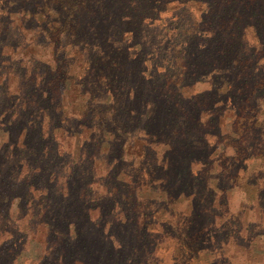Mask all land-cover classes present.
Instances as JSON below:
<instances>
[{
  "label": "rangeland",
  "instance_id": "1",
  "mask_svg": "<svg viewBox=\"0 0 264 264\" xmlns=\"http://www.w3.org/2000/svg\"><path fill=\"white\" fill-rule=\"evenodd\" d=\"M133 1L139 5L141 0L125 3ZM77 2V17L83 24L78 28L73 21L68 27L76 30L71 38L76 44L59 50L71 49L67 64L73 80L62 97L44 105L43 114L33 113L32 130L38 132L42 125L41 154L56 153L58 159L47 166L17 158L13 140L3 145L6 135L0 133V264H264V188L256 199L255 189L244 185L247 181L264 186L259 160H250L256 151L254 136L248 141L250 161L231 166L226 161L237 139L233 122L241 81L238 68L233 62L224 64V59L221 71L208 68L220 49L219 35L210 40L206 31L199 39L190 34L208 11L207 2L159 0L151 9L133 12L121 10L118 2L111 10L114 0H86L85 9L83 1ZM214 7H219L217 2ZM11 40L23 44L16 55L52 58L51 47L32 46L29 32ZM246 44L257 45L251 29ZM120 46H126L127 57L141 53L145 74L153 75L157 87L159 74L169 69L173 57L185 51L188 62L197 65L200 54L208 53L196 67L206 71L193 74L192 70L184 87L175 88L173 99L184 109H155L151 104L158 102L155 99L142 106L138 95L129 90L106 92L89 85L86 60L96 65L101 50L110 58L121 55L116 62L127 69L122 54L114 52ZM251 49H246L249 55ZM139 63L132 65L138 69ZM258 64H264V53ZM191 94H202L205 104H196ZM257 98V94L250 97L254 102ZM61 111L71 118L68 125L60 118ZM198 120L204 123L201 127ZM181 122L189 135L193 130L197 141L199 132H204L207 149H192L190 144L186 155L181 153L189 137L177 135L171 140L175 135L170 136ZM1 123L8 128L7 119ZM148 127L163 136L153 138ZM77 141L85 143L87 152L75 164L70 159ZM167 141L173 142L172 150L164 149ZM190 151L206 152L202 164L206 166L201 179L185 170L183 186L176 178ZM8 166L12 170L5 173ZM198 167L193 163L192 170ZM227 167L229 172L224 173ZM234 171L239 173L237 178L232 176Z\"/></svg>",
  "mask_w": 264,
  "mask_h": 264
},
{
  "label": "trees",
  "instance_id": "2",
  "mask_svg": "<svg viewBox=\"0 0 264 264\" xmlns=\"http://www.w3.org/2000/svg\"><path fill=\"white\" fill-rule=\"evenodd\" d=\"M77 1L79 0H0V133L4 132L6 135V139L2 141V144L13 140L15 151L18 150L19 152L17 158H27L33 160L34 163H37V161L45 162L47 166H51L55 163V159H58L56 153L44 152L41 154L42 125H40L38 132L32 130V124L35 120L34 116L36 115L33 113L37 112V115L38 113L43 114L44 105L51 104L55 99L58 100L62 97L65 87L71 84L73 80L70 65L67 64V59L70 57L68 54H71V49L68 51L64 49L62 53L59 50L66 46L73 47L76 44L71 40V38L76 37V30L74 33L68 27L71 26L73 21L77 22L75 26L78 28L79 23L83 24L77 17L80 10V7L77 9L79 5ZM80 1H83L81 8L85 9L86 0ZM125 1L127 0H114L111 10L115 8L117 2L121 10L127 9L129 12L135 11L136 8L138 10L140 7L151 9L159 2V0H141L139 5H137L138 1H133L132 4L128 5ZM198 1H206L208 11L202 15L200 26L190 31L191 37L201 38L203 35L201 31H206L210 40L211 37L215 39L216 35L220 37V49L216 50V57L211 59L207 67L211 69L218 68L221 71L223 59L224 64L233 62L237 65L239 80H241L236 87L237 101L235 104L236 109L234 108L236 120L233 122L235 126L237 125L234 128L237 139L233 145V155L226 160L227 164L242 162L244 164L247 161L257 159L262 171L261 175L264 177V117L261 115L264 104V64H258V59L264 53V0H216L215 2L219 6L217 8L214 7L215 2L210 3V0ZM74 9H77V11L75 12ZM114 18L116 17L112 19ZM129 21H132V18ZM248 29L252 30L253 38L257 41L256 46L249 47L246 44ZM25 32H29L30 36L33 37L32 46L45 50L51 47L52 58L50 61H44L41 57L32 54L24 55V52L21 55L15 54L18 46L22 48L23 44L21 45L18 40L13 43L11 39L19 34L25 37ZM115 32L117 35L122 33L117 28ZM204 46H206L205 43ZM247 48H252L251 55L247 52ZM125 49L126 46H120L114 52L122 54L123 59L128 62L126 70L116 62V60H121V55L117 57L113 55L110 58L109 54L104 56L102 50L100 53L102 56H98L100 61L96 65L94 63L91 65V62L86 60L89 64L88 71H86L89 85L102 88L106 92L129 90L138 95L140 98L138 103L142 106L148 105L150 100L155 99L158 102L151 103L152 105L155 103V109H158V107L164 109L180 107L184 109L177 98L173 99L175 88L178 86L184 87L185 84L183 83L186 82L188 77L192 76V70L194 71L193 74H197L201 70L196 67H198L201 60L202 63L206 61L208 53L200 54L199 59L196 61L197 65L188 62L185 51H183V54L173 57L169 69L159 74L161 82L160 85L157 84L159 86L157 87L153 85V75L145 74L146 67L144 66V58L141 53L136 52L132 56L129 57L128 55L127 57L124 54ZM78 53L81 55L82 51H78ZM13 55L15 57H12ZM107 57L109 62L104 59ZM136 62L141 63L138 69L132 65ZM204 71H206V68L201 70L200 73ZM134 73L135 77L132 75ZM151 86H153L152 91H147L146 88ZM138 89L139 92L137 93ZM152 92L153 97H150ZM254 94L258 96L255 102L254 99H250ZM189 97L196 104L201 102L205 104L202 94H191ZM60 118L66 125L69 124L71 119L65 117L63 111H61ZM6 119L8 120V128L1 123V121ZM194 120L195 118L192 117L191 121ZM195 123L197 124V120H195ZM198 123L200 127L204 124L200 123L199 120ZM181 125L179 130H175L176 132L174 131L170 135H175L173 138L170 137L171 140H176L177 135L180 137H185L186 135L191 140L185 139L184 144L187 148L182 149L181 153L186 155L190 144L192 149H207L204 132L201 135L199 132L200 141H197L196 138L192 137L193 130L190 129L189 135L184 122H181ZM101 130L105 132V127ZM152 130L149 127L146 129L150 133L149 135H153V138H156L158 134H155ZM255 130L257 131L255 132ZM252 135L254 136L252 140L255 142L256 151L253 158L249 160L247 154L250 149V142L248 141L252 138ZM158 136L161 138L163 134L159 133ZM75 137L78 138L76 135ZM169 141L163 143L165 145L164 149L172 150L174 145L172 144L173 142ZM86 152L85 143L83 142L82 144L77 141L74 146V156L70 159V162L79 163L84 159ZM195 152H188L189 161H187L185 167L182 166L183 169L181 171H178L176 179H179L178 181L183 186L186 185V181L184 183L181 182L183 180L182 174L188 171L189 174L192 173V177L201 179L206 166H202L206 158V152ZM189 162L191 164L188 166ZM193 163H199L196 171L192 170ZM2 168V165H0V169ZM35 168L37 170V167ZM228 168L223 169L224 173L229 172ZM43 169L38 171L42 172L44 171ZM4 170L5 173L10 172L12 167L8 166ZM238 174L234 171L232 176L237 178ZM65 185L66 183L63 184V187ZM244 185L255 189L256 199H258L259 192L264 188V186H259L258 183L252 184L247 181H245ZM219 190L222 192L225 189ZM213 192L215 202H217L215 187ZM66 195H69L68 191ZM218 203L221 206H225L224 203ZM195 225L193 224L192 227H195ZM203 230L201 229V231ZM174 240L178 242L177 239Z\"/></svg>",
  "mask_w": 264,
  "mask_h": 264
}]
</instances>
